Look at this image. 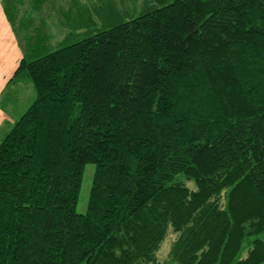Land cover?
<instances>
[{
  "label": "trees",
  "instance_id": "16d2710c",
  "mask_svg": "<svg viewBox=\"0 0 264 264\" xmlns=\"http://www.w3.org/2000/svg\"><path fill=\"white\" fill-rule=\"evenodd\" d=\"M39 42L0 141V264H157L170 228L162 264H264V0L126 1Z\"/></svg>",
  "mask_w": 264,
  "mask_h": 264
},
{
  "label": "rangeland",
  "instance_id": "374dc122",
  "mask_svg": "<svg viewBox=\"0 0 264 264\" xmlns=\"http://www.w3.org/2000/svg\"><path fill=\"white\" fill-rule=\"evenodd\" d=\"M126 1H130L131 4L136 2L138 7H140L145 0H14L12 4H10L9 9L12 19L9 18V14H7L6 10L5 14L12 33L17 37L23 56H25L24 49L28 48L29 58L31 59L33 56L28 47V44L31 42L35 44L37 41H40L38 44H44V46L47 47V51L39 52L41 56L48 52H52L64 42L72 31L74 32V30L78 28L80 22L87 20L88 23L90 17H94L95 13L103 14L105 17L112 8L115 6L117 8L119 6L121 7L122 3ZM37 2H42V6H40L39 10H37ZM129 5L127 7H129ZM6 8L7 6H5V9ZM80 33L83 34L84 32L81 31ZM76 37L79 39L82 36L79 37L77 35ZM34 55L36 56L37 53H34ZM16 78L18 77H15V79L13 78V81L17 82ZM19 78L27 80L25 74L21 75ZM22 82L23 81L17 82L19 87L13 91L14 94L18 96V103L15 104L14 107V109L16 110L17 108V110L15 111L13 109L12 111H15V113L7 114L8 120L13 119L14 121L11 127L14 126L29 109V106H27L25 110H22L26 107L28 99L33 95L32 91L30 92L27 88L28 85H24ZM30 84L33 87L32 83ZM7 127L8 122H6L5 126L0 130V139H4L7 135L5 132ZM94 171V165H88L85 169L82 190L77 205V213L79 214H85L87 212ZM186 187L190 191H194L197 188L193 181L186 182ZM177 236L178 234H176L172 228L168 230V234L157 252V264H162L168 259L170 250ZM262 237L264 238V236Z\"/></svg>",
  "mask_w": 264,
  "mask_h": 264
},
{
  "label": "crops",
  "instance_id": "0c3cea01",
  "mask_svg": "<svg viewBox=\"0 0 264 264\" xmlns=\"http://www.w3.org/2000/svg\"><path fill=\"white\" fill-rule=\"evenodd\" d=\"M5 1L6 0H0V130L5 126L6 122H8V127L5 129L7 134L12 129L13 126L11 127V124L14 122L13 119L8 120L7 114L15 113L17 110V108L15 110L14 107L15 104L18 103V96L13 92L19 87L17 82L23 81L22 83L24 85L27 84L29 86H27V88L33 93L31 98L28 99L26 107L22 110H25L27 106L30 108L36 99V95L34 87L31 86V82L28 78L24 80L18 76V78H16L17 82L13 81L19 64L24 56L21 52L17 37L12 33L11 27L7 22L4 5ZM13 109L15 110L14 112L12 111ZM2 139L3 138H1L0 141Z\"/></svg>",
  "mask_w": 264,
  "mask_h": 264
}]
</instances>
